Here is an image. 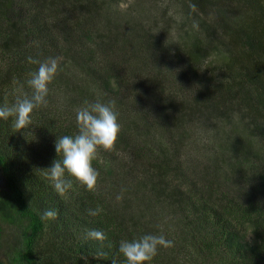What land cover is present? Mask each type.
I'll list each match as a JSON object with an SVG mask.
<instances>
[{"label": "trees", "instance_id": "obj_1", "mask_svg": "<svg viewBox=\"0 0 264 264\" xmlns=\"http://www.w3.org/2000/svg\"><path fill=\"white\" fill-rule=\"evenodd\" d=\"M23 1L19 4L30 3L23 11L24 25L28 28L26 42L30 48L28 52L15 53L10 49L11 69L8 70L11 74L0 76V84L11 83L13 78H22L34 71L38 65L30 63L29 57L43 61L49 56L63 55L68 65L77 62L82 73L95 80L97 91L116 101L115 111L121 126L118 138H125L124 144L132 141L125 135L134 128L131 121L147 117L149 113V123L144 120L147 130H162L166 136L163 135L164 146L149 137L153 147L146 150L143 142L141 145L145 146L131 148L132 158L128 164H113L115 147L108 153L98 154L100 172L110 175L121 170V177L129 184L126 189L133 193L128 197L130 200L118 202L80 193L75 195L79 207L71 217L67 212L69 204L63 195L56 193L53 184L50 186L51 181L43 174L41 164L39 167V154L33 156L34 168L25 158L26 155L32 157L33 148L23 141V132L12 126L13 118L0 119V219L22 227V244L10 264H125L118 252L120 241L144 234H162L174 244L167 249L160 248L150 264H264V146L261 151L254 149L253 153L247 146L245 154L243 150L234 154L232 163L227 162L230 168L223 179L218 168L198 165L183 171L178 162V145L184 143L183 136L188 133L187 127H183L184 119L189 124L200 120L204 123L213 119L212 116L226 118L229 111L239 108L242 109L240 115L248 118L247 125L264 131V58L259 55L264 54L262 0H227L238 6L237 12L240 10L243 24L233 32L241 34L243 40L235 46L236 58L227 60L228 78L224 86L218 84L214 89L205 88V92L199 90L181 97L176 105L169 101V111L162 108L160 100L163 102L166 98L157 83L160 78L157 72L152 79L140 78L147 66L138 48L132 47L130 51L126 47L104 44L98 40L97 32L91 35L92 15L102 10L104 3L113 0ZM187 5L196 11L219 7L209 0H184V7ZM176 57L173 56L175 60ZM237 63H240L238 68ZM60 67L62 72H58L51 87L56 85V80L67 78L61 64ZM171 70L170 66L164 68L165 74ZM1 90L0 107L7 105ZM149 95H153L152 98L155 95L157 108L143 110L140 107L138 111L131 108ZM3 96H6L5 91ZM72 96H62L66 114L71 111ZM82 98L84 96L79 95L77 100L81 102ZM58 103L56 101L54 106ZM54 106L50 104L46 115L45 133L50 145L52 137L77 133L76 122L58 123ZM170 111V115L166 113ZM164 116L170 122H164ZM256 151H259L257 156ZM42 158L45 159L44 155ZM97 208L101 209L98 215L88 214L89 209ZM48 209L57 213L55 219H50L52 224L56 223L57 235L49 241V252L43 254L39 252L38 240L47 221L41 217ZM91 229L102 232L104 238L86 239V232ZM1 237L0 227V242ZM0 264L4 263L0 261Z\"/></svg>", "mask_w": 264, "mask_h": 264}, {"label": "rangeland", "instance_id": "obj_2", "mask_svg": "<svg viewBox=\"0 0 264 264\" xmlns=\"http://www.w3.org/2000/svg\"><path fill=\"white\" fill-rule=\"evenodd\" d=\"M19 1L23 0H0V76L6 75L7 72L11 74L9 55L12 52L15 53L20 50L28 52L30 48L26 42V30L28 28L24 25L26 15L23 13L25 8L30 7V3L27 2L21 5ZM209 1L213 4L217 3L219 7L217 9L213 7L204 9V7L202 10L197 9L198 11H196L192 6L187 5L184 7V0H113L107 3L102 1L104 3L103 9L92 15L94 20L91 26L93 29L91 35L97 32L98 40L104 44L126 47L130 51L132 47L138 48L142 53L141 60L147 66L146 72L140 78H143V80L152 79L157 72L160 76L157 83L163 89V95L166 98V101L162 102V99L160 100L161 104L163 103L162 108L169 111V101L176 105L181 97L184 98V96H189L199 90L205 92V88L214 89L218 84L224 86L228 78L225 71L226 64L236 58L235 46L243 40L241 34L237 35L233 32V30L236 31L237 26L243 24L241 22L243 19L239 14L240 10L237 12L238 6L230 4L227 0ZM262 2L264 3V0ZM227 34H230L231 38ZM28 36L30 37V33ZM38 42L43 44L40 41ZM259 55L264 58V54ZM173 56H177L176 60ZM58 57L65 72L63 74L67 78L56 80L54 87L49 85V94L46 97L47 104L35 109L31 114V124L21 130L24 136L23 141L33 148L32 157L29 158L26 155L25 158L31 167L32 165L35 167V162L32 159L33 156L39 154L37 160L39 161V167L41 164L45 176H47V173L44 169L50 167L57 158H61L57 156L55 151L54 141L56 139L52 137L53 142L51 145L48 144L49 138L47 132L45 133L46 115L50 104L54 106L56 101L59 102V107L54 106V109L58 112V123H74L76 122V110L83 106L84 101L95 102L100 100L105 103L114 101L113 98L109 99L105 93L97 91L95 80L84 75L83 69H80L77 62L76 65L74 63L68 65L63 55ZM228 59L229 61H227ZM101 62V60L98 62L99 66ZM167 66L172 67V70L165 74L164 68ZM239 66L240 63H237V68ZM67 67L69 70L66 69ZM8 68L10 69L8 70ZM70 76L77 79H72ZM28 78L29 73L28 76L16 78L17 80L13 78L11 83L9 81L7 84H0V88H2L1 96L7 106L15 102L19 94V85L23 84ZM25 90H27L26 86ZM4 91L8 97L3 96ZM142 92L143 90L140 93ZM65 94L73 95L70 99L71 111L68 114L63 111L62 96L65 98ZM79 95L84 96L81 102L77 100ZM152 96L144 97L143 99L146 102L139 101L138 104H133L131 108H135L136 111L140 107L143 110H145L144 108L148 110L157 108L158 105H155L156 97L154 95L152 98ZM242 108L246 112V108ZM241 110L238 108L229 111L226 118L212 116L213 119H208L204 123L200 120L195 121L194 124H189L184 119L183 127H187L188 133L183 136L184 143L178 145V150H180L178 162L181 164L183 171H189V167L192 166L199 165L201 168L208 166L212 169L218 168L220 178L223 179L227 176V171L230 168L227 166V162L232 163V156L238 151L243 150L245 154L244 149L247 146H250L251 153L254 152V149L263 150L264 131H257L247 125L248 118L245 115H240L242 114ZM166 113L170 115L171 111ZM167 117V119H170L169 116ZM144 120L149 123L150 113L147 114V117H137L133 121L130 120L133 122L134 128L127 131L125 135L131 138L132 141L124 144L122 141L125 138H117L114 146L115 161H112L113 164H128L132 158L133 148L140 146L143 142L146 146H141H145L146 150L150 146L153 147L149 137H153L156 142H160L159 144L164 146L163 135L166 136L165 133L157 129L148 131ZM164 122L170 121H166L164 116ZM29 146L28 150H31ZM167 149L171 151L170 148L167 147ZM259 151L255 152L256 156ZM103 153H108V151H99L92 162L93 167L100 174L94 191L86 190L78 182L65 176V179L72 180V187L64 194H60L69 204L67 207L68 216L73 217V214H76L80 203H76L78 199L75 195L78 196L80 193L81 195L92 193L96 198L101 197L106 200L112 198L113 202L130 200L128 197L133 191L129 188V191L126 189L129 184L124 177H121L123 176L121 170L120 173L113 172L107 175L97 168L99 163L97 160L98 154ZM43 155L45 159L42 158ZM252 156L255 159V155ZM100 163L102 162L100 161ZM39 167L37 171L40 172ZM0 188H2L1 183ZM121 189H125V191L121 193ZM121 194L122 199L117 200L116 197ZM129 202L127 201V206L129 205L128 209L132 211ZM58 218H60V215ZM46 220L44 230L38 240L39 252L43 254L49 252V241H52L57 235L56 223L52 224L50 219ZM0 227L2 230L0 261L4 264H10L15 257V252L22 244V227L3 222L1 219Z\"/></svg>", "mask_w": 264, "mask_h": 264}, {"label": "clouds", "instance_id": "obj_3", "mask_svg": "<svg viewBox=\"0 0 264 264\" xmlns=\"http://www.w3.org/2000/svg\"><path fill=\"white\" fill-rule=\"evenodd\" d=\"M30 63L38 67L29 73V78L18 87L19 94L10 106L0 107V119L13 118V127L22 130L31 124L32 112L47 104L49 85L61 70L60 58L49 56L43 61L28 58ZM25 86L27 90H25ZM75 135H64L56 139L54 147L57 156L46 170L48 179L59 194H64L72 187L71 177L88 191H94L97 186L99 172L93 167V160L101 150L111 151L117 141L120 124L115 111V101L107 103L97 100L84 101L83 106L76 110ZM125 189H121L123 193ZM122 199V194L116 197ZM101 209H89L88 214L96 216ZM57 213L53 209L45 210L42 219H55ZM86 239H103L104 234L91 229L86 232ZM173 241L164 235L144 234L132 240H121L119 254L125 264H150L160 248L173 247Z\"/></svg>", "mask_w": 264, "mask_h": 264}]
</instances>
